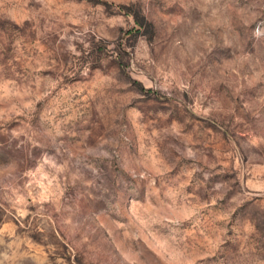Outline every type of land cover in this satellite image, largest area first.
<instances>
[{"label": "rangeland", "instance_id": "obj_1", "mask_svg": "<svg viewBox=\"0 0 264 264\" xmlns=\"http://www.w3.org/2000/svg\"><path fill=\"white\" fill-rule=\"evenodd\" d=\"M0 264H264V0H0Z\"/></svg>", "mask_w": 264, "mask_h": 264}]
</instances>
